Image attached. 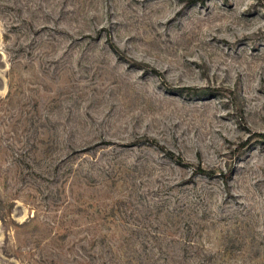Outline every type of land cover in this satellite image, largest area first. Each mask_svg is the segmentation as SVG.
Wrapping results in <instances>:
<instances>
[{
    "label": "rangeland",
    "instance_id": "374dc122",
    "mask_svg": "<svg viewBox=\"0 0 264 264\" xmlns=\"http://www.w3.org/2000/svg\"><path fill=\"white\" fill-rule=\"evenodd\" d=\"M0 264H264V0H0Z\"/></svg>",
    "mask_w": 264,
    "mask_h": 264
},
{
    "label": "trees",
    "instance_id": "16d2710c",
    "mask_svg": "<svg viewBox=\"0 0 264 264\" xmlns=\"http://www.w3.org/2000/svg\"><path fill=\"white\" fill-rule=\"evenodd\" d=\"M190 1H194V0H190ZM202 3H205L206 0H200ZM111 48L112 50L117 54V55H121V50L119 49V47H117L113 42H111ZM126 59H129V58H126ZM140 63V62H138ZM152 71H154L156 74H159L161 75V72H159V70L153 68ZM189 88H176L175 90L177 91H184V90H188ZM168 155L171 156L172 159H175V154L173 152H168ZM177 163L179 165H182L184 164L183 160H177ZM199 169L201 171V173L203 174H206V175H209V176H213L215 174L214 170L213 169H205L203 168L202 166H199Z\"/></svg>",
    "mask_w": 264,
    "mask_h": 264
}]
</instances>
